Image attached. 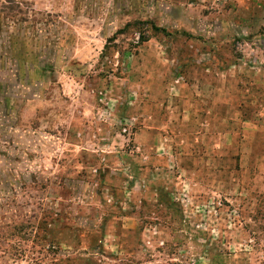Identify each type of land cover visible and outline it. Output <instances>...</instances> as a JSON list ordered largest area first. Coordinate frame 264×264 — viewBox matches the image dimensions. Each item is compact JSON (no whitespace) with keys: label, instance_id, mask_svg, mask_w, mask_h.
I'll return each mask as SVG.
<instances>
[{"label":"rangeland","instance_id":"374dc122","mask_svg":"<svg viewBox=\"0 0 264 264\" xmlns=\"http://www.w3.org/2000/svg\"><path fill=\"white\" fill-rule=\"evenodd\" d=\"M209 93L215 123L170 132L199 174L156 162L171 229L119 257L135 132ZM263 106L264 0H0V264H264L263 158L241 121Z\"/></svg>","mask_w":264,"mask_h":264},{"label":"crops","instance_id":"0c3cea01","mask_svg":"<svg viewBox=\"0 0 264 264\" xmlns=\"http://www.w3.org/2000/svg\"><path fill=\"white\" fill-rule=\"evenodd\" d=\"M211 93H209L206 101V110L202 108L204 111L200 112L202 109H199L201 105L199 101H203L204 99L201 100V98L198 97L196 99V102L200 105L199 107L197 106V109L192 110V115H190L188 119H180L176 122L175 125H173L169 121H163L159 122V124L157 125L158 127H155L154 121L151 120V114L149 115L150 120L148 122H144V125L142 127H138L139 129L135 132V136L139 137L144 131L146 137L143 143H135L133 152H131V155L133 156V165L131 167L132 171L129 172L132 173L129 176L131 181L129 182V186L123 187V190L121 191L122 196H129L130 199L129 201H123L122 204L126 205V207L122 206L123 212L122 214L117 216V232L113 234L111 233L113 237V240L111 241V246L115 250V253L119 255V257H131V255L134 254L136 247L140 245L139 240H141V238L139 237L141 235H146L147 231L151 233V229H157L161 230V232H164V230L171 229L170 225H165L161 223L159 221L160 219L156 216L159 212L168 209L172 212H176V205H173L171 203L174 200L173 191L158 187H156V189H151L153 183L155 184L156 182L153 180L155 178H158V176H160V173H163L162 170H164L162 166L156 165V162L171 160V157H173L176 162H178L177 167L181 169L182 172L187 173L192 177L197 176V174H199L197 168H192L189 165L185 166V161L179 160L177 154L180 153L179 151H176L174 149L175 146L173 144L175 140L173 139V136L170 134V132H173V129L177 131L179 130L178 132L181 133L183 132V130H195V128H199V124L205 125L203 124L202 120L206 121V125H208V127H211V125L215 123L216 104L218 100H221L217 98L215 93ZM256 100H258V98ZM256 107L260 106L256 105ZM90 112L92 111L88 110L86 113L91 114ZM243 117L244 118L241 119L243 125L242 127L243 129H245V132H247V140L251 142V144L249 145L251 150H249V152L247 153V157L250 160V164L252 163L253 155L257 158L262 157L264 166V152L261 154L262 156H260L259 154L256 156L255 152L259 141L262 142V137H264V109L262 111H260V109H257L256 112H252L251 117ZM224 120H226V118H224ZM85 126L87 128L93 127L92 125L90 126V124L87 125V121L85 122ZM94 129H90V132L93 131V133L90 134L91 136L95 135L94 133H96L94 132ZM158 129H160L159 132H157ZM107 132L109 133L108 138L110 139L112 137L110 136L111 129H107ZM244 138H246V136H244ZM90 139L93 144H97L95 142V139ZM97 145H99L100 147V141ZM105 145L107 146V149L110 150H107V152H112V149L115 147L113 143L109 142H106ZM160 150L161 153L160 155H158V151L160 152ZM105 158L107 157L105 156ZM211 159L212 155L211 158H208V160L210 161ZM136 160H139L140 163L138 164V161ZM215 160L216 158L213 157V161ZM124 164L125 162L121 163V165ZM111 172L113 174L115 173V171L113 170ZM117 175L121 176L122 173L118 172ZM193 179L191 182H193ZM146 180L151 183L149 187H147V184L145 183ZM142 181L144 182V185H142ZM108 191L111 193L109 189ZM163 193H165L166 197L168 196L169 199H166L168 203L164 200L163 197H165V195ZM131 202L133 203L131 204ZM143 217L149 218V221H143ZM175 224H177V222H175L174 225ZM165 233H167V231ZM124 238L127 240H124ZM163 245L166 249L168 248L165 242H163Z\"/></svg>","mask_w":264,"mask_h":264},{"label":"built area","instance_id":"2783aa9c","mask_svg":"<svg viewBox=\"0 0 264 264\" xmlns=\"http://www.w3.org/2000/svg\"><path fill=\"white\" fill-rule=\"evenodd\" d=\"M129 126H130V125H129ZM129 126H125L124 129H123V131H125V132L128 131Z\"/></svg>","mask_w":264,"mask_h":264},{"label":"trees","instance_id":"16d2710c","mask_svg":"<svg viewBox=\"0 0 264 264\" xmlns=\"http://www.w3.org/2000/svg\"><path fill=\"white\" fill-rule=\"evenodd\" d=\"M148 39H146V37H143V40L142 41H147Z\"/></svg>","mask_w":264,"mask_h":264}]
</instances>
